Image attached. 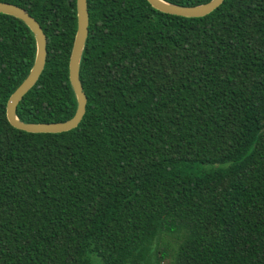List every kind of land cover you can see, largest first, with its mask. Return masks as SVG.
<instances>
[{"label":"trees","instance_id":"trees-1","mask_svg":"<svg viewBox=\"0 0 264 264\" xmlns=\"http://www.w3.org/2000/svg\"><path fill=\"white\" fill-rule=\"evenodd\" d=\"M0 1L46 39L17 118H69L75 0ZM86 9L84 113L57 133L6 121L35 46L0 13V264H264V0H222L201 17L147 0Z\"/></svg>","mask_w":264,"mask_h":264},{"label":"water","instance_id":"water-1","mask_svg":"<svg viewBox=\"0 0 264 264\" xmlns=\"http://www.w3.org/2000/svg\"><path fill=\"white\" fill-rule=\"evenodd\" d=\"M151 7L158 11L183 16L201 17L215 9L222 0H208L195 5H178L164 0H147ZM0 13L10 15L22 21L32 33L34 39V56L25 77L8 95L4 105V115L8 124L16 129L32 133H57L74 128L80 121L86 102L78 76V64L87 35L86 0H75V32L73 35L67 63V77L75 97L73 114L62 121L55 122H23L15 114L16 104L24 93L37 80L45 61L46 39L38 22L23 8L8 2L0 1Z\"/></svg>","mask_w":264,"mask_h":264}]
</instances>
